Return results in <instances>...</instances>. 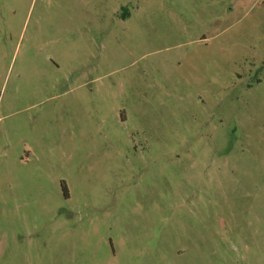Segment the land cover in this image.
I'll list each match as a JSON object with an SVG mask.
<instances>
[{"label": "rangeland", "instance_id": "374dc122", "mask_svg": "<svg viewBox=\"0 0 264 264\" xmlns=\"http://www.w3.org/2000/svg\"><path fill=\"white\" fill-rule=\"evenodd\" d=\"M0 264H264V0H0Z\"/></svg>", "mask_w": 264, "mask_h": 264}]
</instances>
